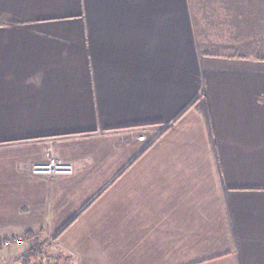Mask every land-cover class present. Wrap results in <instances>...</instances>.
Wrapping results in <instances>:
<instances>
[{
    "label": "crops",
    "instance_id": "1",
    "mask_svg": "<svg viewBox=\"0 0 264 264\" xmlns=\"http://www.w3.org/2000/svg\"><path fill=\"white\" fill-rule=\"evenodd\" d=\"M0 264H264V0H0Z\"/></svg>",
    "mask_w": 264,
    "mask_h": 264
},
{
    "label": "built area",
    "instance_id": "2",
    "mask_svg": "<svg viewBox=\"0 0 264 264\" xmlns=\"http://www.w3.org/2000/svg\"><path fill=\"white\" fill-rule=\"evenodd\" d=\"M136 140L148 144L150 139L145 134H139L136 136ZM31 172L34 175L41 176H69L74 172V164L61 160L58 156L54 155L52 147L49 146L45 152V156L42 160L33 162L31 164ZM14 242L20 244L22 240L17 238L14 241L7 240L6 243Z\"/></svg>",
    "mask_w": 264,
    "mask_h": 264
},
{
    "label": "rangeland",
    "instance_id": "3",
    "mask_svg": "<svg viewBox=\"0 0 264 264\" xmlns=\"http://www.w3.org/2000/svg\"><path fill=\"white\" fill-rule=\"evenodd\" d=\"M136 132H137V133H136L137 135H139V134H143V133H140V132H142V131H136Z\"/></svg>",
    "mask_w": 264,
    "mask_h": 264
},
{
    "label": "trees",
    "instance_id": "4",
    "mask_svg": "<svg viewBox=\"0 0 264 264\" xmlns=\"http://www.w3.org/2000/svg\"><path fill=\"white\" fill-rule=\"evenodd\" d=\"M147 146H149V145H147ZM147 146H146V147H147Z\"/></svg>",
    "mask_w": 264,
    "mask_h": 264
}]
</instances>
